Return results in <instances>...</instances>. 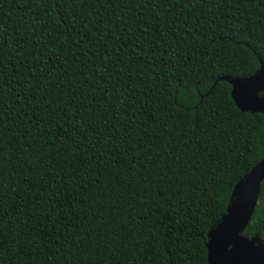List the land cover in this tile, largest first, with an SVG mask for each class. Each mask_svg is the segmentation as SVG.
Instances as JSON below:
<instances>
[{"label": "trees", "instance_id": "16d2710c", "mask_svg": "<svg viewBox=\"0 0 264 264\" xmlns=\"http://www.w3.org/2000/svg\"><path fill=\"white\" fill-rule=\"evenodd\" d=\"M263 63L264 0H0V264H209Z\"/></svg>", "mask_w": 264, "mask_h": 264}, {"label": "water", "instance_id": "95a60500", "mask_svg": "<svg viewBox=\"0 0 264 264\" xmlns=\"http://www.w3.org/2000/svg\"><path fill=\"white\" fill-rule=\"evenodd\" d=\"M218 81L232 86L231 95L240 110L264 113V63L252 76H223ZM263 182L264 158L236 184L226 215L209 232V264H264V240L244 234L255 214Z\"/></svg>", "mask_w": 264, "mask_h": 264}]
</instances>
